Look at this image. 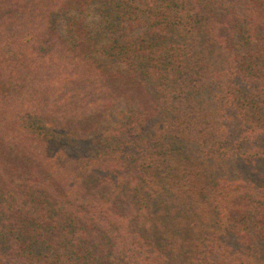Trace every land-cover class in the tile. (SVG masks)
<instances>
[{"label":"trees","instance_id":"obj_1","mask_svg":"<svg viewBox=\"0 0 264 264\" xmlns=\"http://www.w3.org/2000/svg\"><path fill=\"white\" fill-rule=\"evenodd\" d=\"M241 160L264 0H0V264H264Z\"/></svg>","mask_w":264,"mask_h":264},{"label":"rangeland","instance_id":"obj_2","mask_svg":"<svg viewBox=\"0 0 264 264\" xmlns=\"http://www.w3.org/2000/svg\"><path fill=\"white\" fill-rule=\"evenodd\" d=\"M115 106V113L111 116V119H108L110 123L117 121L119 119V111L127 108L125 103L120 102L116 103ZM226 167L232 176L239 177L248 184H253L256 188L263 187L264 189V161H231Z\"/></svg>","mask_w":264,"mask_h":264}]
</instances>
